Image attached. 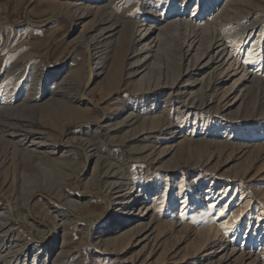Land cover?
I'll list each match as a JSON object with an SVG mask.
<instances>
[{
    "label": "rangeland",
    "instance_id": "obj_1",
    "mask_svg": "<svg viewBox=\"0 0 264 264\" xmlns=\"http://www.w3.org/2000/svg\"><path fill=\"white\" fill-rule=\"evenodd\" d=\"M0 264H264V0H0Z\"/></svg>",
    "mask_w": 264,
    "mask_h": 264
},
{
    "label": "bare ground",
    "instance_id": "obj_2",
    "mask_svg": "<svg viewBox=\"0 0 264 264\" xmlns=\"http://www.w3.org/2000/svg\"><path fill=\"white\" fill-rule=\"evenodd\" d=\"M241 32H242L241 33V36H242V39L241 40H242V42H244L245 40H247V34L245 33V30L244 31H241ZM216 49H217L216 50V53L218 54V63H220V65H228V67H232L234 65V63L239 64V61L236 59V55L234 54L235 52L233 53L232 50H229V46L226 45L224 42H218Z\"/></svg>",
    "mask_w": 264,
    "mask_h": 264
}]
</instances>
